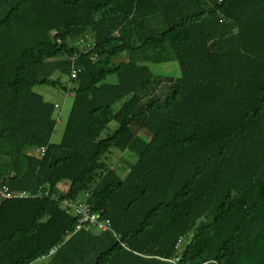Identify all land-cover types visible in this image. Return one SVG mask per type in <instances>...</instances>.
<instances>
[{
  "label": "trees",
  "instance_id": "1",
  "mask_svg": "<svg viewBox=\"0 0 264 264\" xmlns=\"http://www.w3.org/2000/svg\"><path fill=\"white\" fill-rule=\"evenodd\" d=\"M36 86L73 96L59 144ZM0 180L49 193L0 201V264H264V0H0Z\"/></svg>",
  "mask_w": 264,
  "mask_h": 264
},
{
  "label": "rangeland",
  "instance_id": "2",
  "mask_svg": "<svg viewBox=\"0 0 264 264\" xmlns=\"http://www.w3.org/2000/svg\"><path fill=\"white\" fill-rule=\"evenodd\" d=\"M125 60H127L126 56L120 59H115L116 63ZM148 66L152 70L153 74L157 77H168L174 79L180 78L179 68L174 62L160 64L149 63ZM108 81L114 82L115 78H110ZM166 87L167 85L161 86L159 93H166ZM33 91L36 94L41 95L46 102L56 105L57 107L54 112V118L57 120V123L50 142L52 144H59L72 105L73 96L64 93L59 88H52L50 86H36L34 87ZM116 129V123H111L108 128L102 132L100 139L103 140L112 135ZM134 160L135 158L133 159L128 154L120 153L118 150L112 149L110 154L103 161L108 165L109 168L116 171L123 177L127 170L126 163L134 162ZM67 187L68 184L64 183L59 187V191L65 190ZM32 264H46V260H38Z\"/></svg>",
  "mask_w": 264,
  "mask_h": 264
},
{
  "label": "built area",
  "instance_id": "3",
  "mask_svg": "<svg viewBox=\"0 0 264 264\" xmlns=\"http://www.w3.org/2000/svg\"><path fill=\"white\" fill-rule=\"evenodd\" d=\"M76 45L78 46V51L82 53H87L90 50L94 48V43L92 42L90 37H85L84 39L78 40L76 42ZM76 56V55H75ZM77 74V71L75 69L71 70V76L72 78H75ZM44 149H41L39 153H43ZM47 197L49 196L48 192L42 193L38 192L35 195L29 194L27 192H10L8 191L6 185L0 180V201L3 200H12V199H26V198H33V197ZM52 199H57L55 195L52 194ZM60 205L62 209H64L67 213L73 214L77 217V225L75 226L74 231H90V230H96L99 232H112L110 228V224L108 222H105L101 219L100 215L97 213H93L90 209V207L85 203L84 200H76L75 202H72L70 200H62L60 202ZM113 236L119 241V236L116 235L114 232H112ZM183 240L180 239L178 241V244L176 245V249H179V247L182 245ZM52 254V251L50 252ZM180 257L168 260L169 262L173 264H177Z\"/></svg>",
  "mask_w": 264,
  "mask_h": 264
}]
</instances>
